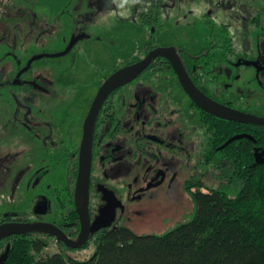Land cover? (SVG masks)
Returning a JSON list of instances; mask_svg holds the SVG:
<instances>
[{
  "label": "flooded vegetation",
  "instance_id": "1",
  "mask_svg": "<svg viewBox=\"0 0 264 264\" xmlns=\"http://www.w3.org/2000/svg\"><path fill=\"white\" fill-rule=\"evenodd\" d=\"M90 6V0H67L64 10L58 18L60 26H57L63 31L64 37L58 35L60 39L63 38L61 40L62 50L52 55L45 54L46 57H67L69 63L64 64L61 68L64 73L68 70L69 73L74 72L75 74H70L75 76L74 79L64 78L67 75L66 73L64 76H57L52 83L47 84L46 79L41 74L42 67L36 65L38 61L46 57L33 61L28 68L33 59L44 55L31 56L24 62L19 57H12V48L8 45H3V42H6L3 41V38L0 40V138L4 137L7 131L12 136L14 132L17 135H22L21 137L15 135V138L19 140H0V175L16 174L21 178L17 179L15 185V197L6 196L3 200H0V227L12 224H52L62 231L69 240L79 242L82 226L76 207V186L85 122L105 82L117 72L142 62L156 49L174 48L193 84L210 99L239 112L256 116L252 113L253 108L251 105H241L242 99L236 102H221L216 95L209 93L207 86L212 79H217L216 73L219 70V64L229 62L228 60L231 56L236 58L235 65L238 68L253 69L257 75L254 80L263 85L259 78L264 77V40L260 39V36L264 35V25L260 26L262 30L254 35L251 50L244 55H240L235 50L227 25L222 24L221 27H215L209 24L210 26H207L209 37L206 43L202 45L199 52L193 54L185 48L161 47L155 41L157 29L166 25V22L161 20L160 12L149 9L139 16L135 24L132 23L133 21L130 18L114 20L110 25L104 26L105 30L102 32V30L96 29V27H101L100 24V26L91 24V15L88 14V7ZM24 16L22 13L19 14L15 18V24L13 26L9 25L6 32H1L3 34L6 33L8 36H5L4 40L9 39L13 33L33 37V34L37 32V38L34 41V44H37L40 37L47 33L42 27L41 29L34 28L32 23L27 26L22 23L23 21L21 23L18 22ZM127 25H132V30L134 28L149 30V38L151 40L145 44L141 53H138L140 47H137L134 52L132 50V54H130L132 58L126 63L115 65L108 73L102 72L101 69L99 72L97 71L95 75L99 83L97 93L94 99L90 101L88 114L83 123L82 140L79 148L76 149V140H64L65 130L63 129L62 120H56L53 123L49 122L45 126V121L40 115L41 111L27 108L30 105L28 102L36 104L37 98L34 97L38 95H49L55 98L61 96L59 94H66L69 104L76 103L77 97L80 98L81 94H84L85 91L88 92L87 85L82 81H78L81 77L85 78L86 70L88 72V47L85 44L88 41L92 44L96 42L93 39L94 33H99L104 40L114 39L118 41L120 37L118 38L115 32L121 33L120 31L127 30L125 29ZM72 41L75 42L72 50L67 55H61L68 50ZM120 42L124 48V40ZM22 43L16 37L14 41L15 49L21 48V45L23 46ZM225 43L229 46V49L227 45H224ZM81 44L85 46L75 52V49ZM129 53L130 50L125 52L126 55ZM188 69L191 70L192 76L189 74ZM77 75L80 77L78 78ZM136 82H138L137 86L132 87ZM144 89H148V91L142 92ZM140 94L145 97H140ZM187 102H190L191 107L199 113L203 130V132L201 130V134H196L192 139L190 138L194 136V132L189 131L187 127ZM71 105L68 106L70 107ZM61 106L62 104L58 107L61 108ZM65 106L63 105L62 108ZM147 107L145 116H149V119L146 122H142V111ZM23 109H26L27 113H24ZM30 111H34L31 119L29 117ZM53 112H56V110ZM202 113L212 116L191 100L171 62L165 57L156 58L135 80L110 94L103 103L96 119L93 133L90 203L88 209L91 225L93 226L100 219L101 212L111 206L113 218L110 220V226L92 233L89 242L78 249L69 248L64 242L59 241L55 237L39 232L31 233H38L41 235L39 237H46L50 245L55 242L60 252L65 250L66 253L67 251L88 247L99 233L117 229L126 219L131 218L130 215L132 214L139 218L143 213L138 209L136 210V206L143 199L144 193L152 188L159 187L165 180L166 175L163 172V168L159 167V162L161 161L160 159H163V156H168L172 152V144L168 140H202L200 143L201 148L206 141L209 144V150L202 157L200 156V164L202 159L210 152V133L208 132L207 124L203 120ZM161 115H164L165 119L162 120ZM166 117H168V120ZM242 125L249 126L252 129L251 132L256 131V133L264 129V126L254 124ZM71 137L74 138L72 134L70 135ZM231 140L258 139L252 133H247L235 136ZM67 144L70 146V152L67 156L68 166L66 168L67 185L63 189H59L50 185L47 177L54 170L51 169V166L55 157L64 150ZM128 154H132L134 160L141 158L149 163V166L144 170L146 174L150 175V180L146 184H149L148 187L140 186L141 175L139 174H136L137 177L132 182L123 180L115 183L116 185L111 182L109 175L115 172V164L126 158ZM28 157L33 160L32 165L28 164ZM5 161L9 162V165L3 171ZM217 162L218 160L215 161V163ZM132 171L136 172L135 168H131ZM151 172H154L153 176ZM22 182L25 188H21ZM45 188L51 195L38 193L32 197L33 199L31 198V201L34 202L32 207L22 208L29 198V192H43L42 189ZM44 206L46 207L45 213L40 214V208ZM73 209L78 215L80 226L77 236L72 234L75 228L73 216H71ZM166 210L167 206H164V211L160 209L158 213L155 211L150 212L149 216L162 218L163 215H166ZM18 236L22 235H13L0 241V264L7 257L12 240Z\"/></svg>",
  "mask_w": 264,
  "mask_h": 264
},
{
  "label": "rangeland",
  "instance_id": "2",
  "mask_svg": "<svg viewBox=\"0 0 264 264\" xmlns=\"http://www.w3.org/2000/svg\"><path fill=\"white\" fill-rule=\"evenodd\" d=\"M90 1L91 6L88 7V14L91 15V24L93 26L101 25L100 28L96 27L97 30L100 29L103 32L105 30L104 26L110 25L112 21L114 22L117 19L130 18L133 21L132 23L135 24L140 15L151 9L160 12L161 20L166 22L165 27L157 29L155 41L161 47L173 46L176 48H185L193 54L199 52L202 45L206 43L209 37L207 26L213 25L215 27H221L222 24L227 25L234 42L235 50L238 54L244 55L251 50L254 35L262 30L260 26L264 25V0ZM66 4L67 0H0V40L3 38V41H6L3 42V45H8L12 48V57H19L20 60H24L25 62L34 55H52L62 50L63 45L61 40L63 38L60 39L58 35L63 36V31L57 26H60L58 18ZM21 13L25 16L22 20H18V22L21 23L23 21L22 23L27 26L32 23L34 28L41 29L42 27L46 30L47 33L40 37L37 44H34L37 38V32L33 34V37L13 33L9 39L4 40L5 36H8L6 33H3L6 32L9 25L13 26L15 24V18ZM132 28V25H127L125 27L127 30L120 31L121 33L116 31L115 34L118 38L120 37L118 41L114 39L104 40L99 33H94L93 39L96 42L92 44L88 41L85 44L88 47V72L86 70L85 78L83 79L81 77L82 79L80 78L78 81H82L87 85L84 86L88 88V92L85 91L84 94H81L82 96L80 98L77 97L78 100L76 103L69 104L66 94H59L61 96L55 98L49 95H38L34 97L37 98L36 104L28 102L30 105L27 108L29 107L34 111H41L40 115L45 121V126L49 122L53 123L56 120H62L63 129L65 130L64 140H76V149L79 148L82 140L83 123L88 114L90 101L94 99L97 93L99 85L95 77L97 71L99 72L101 69L102 72L105 71L108 73L115 65L126 63L132 58V55H130L132 54V50L134 52L137 47H140L138 53H141L145 44L151 40L149 38V30L145 31L137 28L132 30ZM109 36L111 35L109 34ZM218 36L221 37L220 34ZM16 37L23 42V46L21 45V48L18 50L15 49L16 45L14 44ZM260 39L264 40V35H261ZM122 40H124L125 52L130 50V53L127 55L124 52L123 45L120 44ZM85 45H79L75 49V52L79 51ZM228 61L219 64V70L216 73L217 79H212L208 83L209 93L216 95L221 102H236L242 99V106H246L247 104L251 105L253 108L252 113L264 118V77L259 78V81L263 82V85H261L258 81L254 80L257 75L253 69L245 67L238 68L235 65L236 58L232 56ZM67 63H69L67 57H46L38 61L36 65L42 67L41 74L48 84L50 82L52 83L57 76H64L66 73L67 75L64 78L69 80L74 79L75 76L70 75L75 74L74 72L69 73L68 70L64 73L61 68ZM138 82L132 87H136ZM146 91L148 89H144L142 92ZM139 96L145 97L142 94ZM61 104L62 106L59 108L58 106ZM187 104V127L189 131L194 132V136L190 138L192 139L196 134H201L202 127L199 113L191 107L190 102H187ZM63 105L66 106L62 108ZM68 105L71 106L69 107ZM147 109L148 107L142 111V122H146L149 119V116H145ZM23 110L24 113H27L26 109ZM54 110L56 112H53ZM34 111H30V119ZM166 118L168 120V117ZM161 119H165V116L161 115ZM71 134L74 138H70ZM15 135L17 133L14 132L12 136L7 131L0 140H19L15 138ZM21 136L20 134L17 135V137ZM168 141L172 144V152L168 156H163L164 160L160 159L161 161L159 162V167L163 168V172L166 175L163 184L144 193L143 199L136 206V210L138 209L143 213L139 218L132 214L130 215L131 218L121 223V226L131 229L137 235H162L175 229L191 217L195 205L191 193L186 190V183L194 176L203 179L209 188L217 186V182L212 177V171L206 173L203 171V168L202 170L199 167L200 156L202 157L209 150V144L206 141L203 143L202 148L200 145L202 140ZM182 149L183 151H181ZM69 152L70 146L67 144L64 150L55 157L53 165L51 166V169L54 170L47 177L49 184L59 189H63L67 185L66 168L68 166L67 156ZM27 161L29 165H32L33 160L30 157H28ZM7 165H9V162L5 161L3 171H5ZM115 165V172L109 175L112 183L115 184L123 180L132 182L137 177L136 174H139L141 175L140 186H149V184H146L150 180V175L144 171L149 166L148 162H145L141 158L134 160L132 154H128L126 158H123ZM131 168H135L136 172H131ZM151 173L153 176L154 172ZM17 179L21 178L16 174L8 173L7 175H0V200H3L6 196L15 197ZM22 187L25 188L23 182ZM42 190L43 192H29V198L22 208L26 209L34 205V202L31 201L34 195L38 193L50 194L47 192V188ZM203 191L206 190L203 189ZM164 206H167L165 216L163 215L162 218L149 216L150 212L155 211L158 213L160 209L164 211ZM41 238L44 241L48 240L44 236ZM59 252L60 249L57 244L52 242L50 247L44 251L43 256L53 255ZM95 252L96 246L92 241L84 249L67 251L66 256L77 261H84L91 258Z\"/></svg>",
  "mask_w": 264,
  "mask_h": 264
},
{
  "label": "trees",
  "instance_id": "3",
  "mask_svg": "<svg viewBox=\"0 0 264 264\" xmlns=\"http://www.w3.org/2000/svg\"><path fill=\"white\" fill-rule=\"evenodd\" d=\"M202 115L211 150L200 168L212 171L217 186L209 188L197 176L186 183L195 205L187 221L162 235H137L124 226L99 233L92 240L95 254L84 261L67 258L65 250L43 256L50 244L28 233L12 240L1 264H264V129L251 132L247 125ZM247 133L258 140L228 144ZM71 216L77 236L74 209Z\"/></svg>",
  "mask_w": 264,
  "mask_h": 264
},
{
  "label": "water",
  "instance_id": "4",
  "mask_svg": "<svg viewBox=\"0 0 264 264\" xmlns=\"http://www.w3.org/2000/svg\"><path fill=\"white\" fill-rule=\"evenodd\" d=\"M74 45L75 42L72 41L68 50L61 55H67L72 50ZM43 57L46 56H39L33 59L30 62L28 68L31 66L33 61L39 60ZM158 57H165L171 62L184 90L189 95L191 100L203 111L222 120L264 126V118H259L250 114L239 112L222 105L203 94L189 78L183 63L174 48L156 49L151 52L142 62L117 72L105 82V84L100 89L98 96L96 97V100L91 108L90 114L85 122L79 158V174L76 186V207L82 226L79 242L69 240L57 227L52 224L45 223L25 225L12 224L2 226L0 227V241L13 235H25L31 232H39L50 237L57 238L59 241L64 242L69 248L78 249L89 242L92 233L99 231L101 228L110 226V220L113 218V209L111 206L101 212L100 219L93 226L91 225L88 209L90 203L93 133L96 119L103 103L110 96V94L135 80ZM233 141L236 140H231L228 144L232 143ZM105 193L107 194L106 191ZM45 210V206L40 208V214H44Z\"/></svg>",
  "mask_w": 264,
  "mask_h": 264
}]
</instances>
